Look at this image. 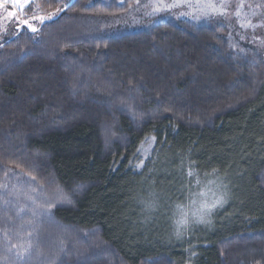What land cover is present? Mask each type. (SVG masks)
Returning <instances> with one entry per match:
<instances>
[{
	"label": "trees",
	"instance_id": "16d2710c",
	"mask_svg": "<svg viewBox=\"0 0 264 264\" xmlns=\"http://www.w3.org/2000/svg\"><path fill=\"white\" fill-rule=\"evenodd\" d=\"M66 2L0 45V264H264L263 20L122 31L134 0ZM163 161L232 186L193 241L138 232Z\"/></svg>",
	"mask_w": 264,
	"mask_h": 264
},
{
	"label": "rangeland",
	"instance_id": "374dc122",
	"mask_svg": "<svg viewBox=\"0 0 264 264\" xmlns=\"http://www.w3.org/2000/svg\"><path fill=\"white\" fill-rule=\"evenodd\" d=\"M160 2L161 0H134V5L129 12L114 21L113 27L122 31L136 30L149 26L152 21L169 22L176 19H189L193 16L232 21L236 27L242 25L246 28L253 27L254 24L258 25L261 19L264 24V0H163L166 4L176 3L181 6L157 12L155 8ZM187 3L198 4L199 7H187ZM207 5H214V7ZM9 10H13L11 5L0 6V45L18 29L32 31L27 25L17 26L15 21L8 19L7 11ZM181 13H189V15H181ZM39 17L41 16L27 18L32 27L37 28L44 21L51 19L46 18L41 22ZM154 166L155 170L150 177L154 188L146 194L144 201L139 202V208L143 212L140 220H137L138 232L145 236L146 241L155 240L165 243L171 238L175 242L186 243L195 240L197 235L210 231L213 223L212 215L223 209L231 196L232 186L228 180L200 176L187 166L173 168L167 161ZM189 172L192 174L189 175ZM145 189L147 193V187ZM200 193L204 195L201 196ZM220 197L224 200L222 206H217L210 215L205 217L210 220V223L192 222L195 219L193 213L197 212L202 204L211 205ZM180 202H185L183 207L179 204ZM183 213L187 214L189 225L187 229L181 228L183 235L177 239L175 235L179 227L177 222L183 218Z\"/></svg>",
	"mask_w": 264,
	"mask_h": 264
},
{
	"label": "snow or ice",
	"instance_id": "6c2138e0",
	"mask_svg": "<svg viewBox=\"0 0 264 264\" xmlns=\"http://www.w3.org/2000/svg\"><path fill=\"white\" fill-rule=\"evenodd\" d=\"M31 3L32 0H0V6L3 5H11V9L13 10H9L7 11V18L10 20H13L17 23V26L19 25H27L33 32H35L37 29L32 27L30 21L24 17V13L27 9H29L31 7ZM71 6V0H68V2L63 4L62 8H58L57 12L59 11H63L64 9H67ZM181 5L176 4V3H172V4H166L163 2V0H161V2L159 3V5L155 8V11L159 12V11H164V10H170L172 8H177L180 7ZM187 7H199V5H193L192 3H187L186 4ZM208 7H214V5H207ZM181 15H189V13H181ZM35 18V17H34ZM50 19L51 15H49L48 17H39V20L42 22L44 19ZM193 19H198V17L193 16ZM243 26V25H242ZM192 173L189 172V175H191ZM35 179V178H33ZM201 196L204 195V193H200ZM193 203H195V201H193ZM224 203V200L222 197L217 198L215 200L214 203H212L211 205L208 204H202L200 206V208L197 210V212L193 213L194 216V220L192 221L195 224H207L210 223V220H207L205 217L210 215V213L212 212L213 209H215L217 206H222V204ZM178 223V229L175 232V235L177 237V239L181 238V236L183 235V231H181V228L183 229H187L188 225H189V220L187 218V214L183 213V218L177 222ZM29 248H31V243H29ZM28 249H24V252H27Z\"/></svg>",
	"mask_w": 264,
	"mask_h": 264
},
{
	"label": "water",
	"instance_id": "95a60500",
	"mask_svg": "<svg viewBox=\"0 0 264 264\" xmlns=\"http://www.w3.org/2000/svg\"><path fill=\"white\" fill-rule=\"evenodd\" d=\"M66 9H64L63 11H65Z\"/></svg>",
	"mask_w": 264,
	"mask_h": 264
}]
</instances>
